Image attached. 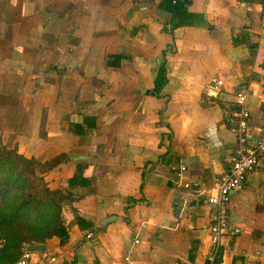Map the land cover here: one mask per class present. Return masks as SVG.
Masks as SVG:
<instances>
[{"label": "crops", "instance_id": "crops-1", "mask_svg": "<svg viewBox=\"0 0 264 264\" xmlns=\"http://www.w3.org/2000/svg\"><path fill=\"white\" fill-rule=\"evenodd\" d=\"M159 2L0 0L1 142L41 161L66 153L49 174L74 198L62 203L67 241L43 243L28 264H125L128 253L136 264L206 263L213 209L176 187L175 170L185 164V180L216 185L236 144L238 107L224 103L237 89L247 92L249 139L264 131V0H192L172 33ZM242 33L253 52L233 43ZM213 79L223 81L215 100L204 95ZM228 214L218 264H264V156Z\"/></svg>", "mask_w": 264, "mask_h": 264}, {"label": "trees", "instance_id": "trees-1", "mask_svg": "<svg viewBox=\"0 0 264 264\" xmlns=\"http://www.w3.org/2000/svg\"><path fill=\"white\" fill-rule=\"evenodd\" d=\"M250 2L253 0H243ZM192 0H160L159 6L171 14L169 28L172 31L185 24ZM234 44H244L251 52L256 45L249 41V35L242 33L232 39ZM165 51H163V54ZM123 55H110L109 66H118ZM166 80L165 59L160 64L155 79V91L159 92ZM68 161L66 153H59L46 160L25 155L17 144L11 148L0 144V264L13 263L24 250L25 244H43L57 237L62 244L68 239V230L62 223V203L74 200L69 190L50 188L41 171L53 169ZM83 165L77 164L68 179V188L81 178ZM141 190V188H140ZM141 198H130L136 202ZM77 222H81L78 218Z\"/></svg>", "mask_w": 264, "mask_h": 264}, {"label": "built area", "instance_id": "built-area-1", "mask_svg": "<svg viewBox=\"0 0 264 264\" xmlns=\"http://www.w3.org/2000/svg\"><path fill=\"white\" fill-rule=\"evenodd\" d=\"M222 79H213L204 92L205 98L219 99ZM247 92L237 89L231 93L224 105L230 110L233 106L238 109L234 112L236 124L233 132L236 138L235 148L228 165L219 176L216 185L210 189L202 188L197 183L187 181L183 178L186 169L185 164H180L175 170V185L187 192H191L197 200H202L212 207L211 222L209 224L210 248L206 256L205 264H218L221 251V239L225 231L229 229L228 202L234 192L240 191L245 183L248 173L257 165L259 159L264 156V131L251 141L249 133V113L245 108ZM236 231V230H235ZM93 232L86 234V238ZM139 240L136 238L135 243ZM31 251L23 250L21 255L11 264H28ZM125 264H136L129 253L124 257Z\"/></svg>", "mask_w": 264, "mask_h": 264}, {"label": "rangeland", "instance_id": "rangeland-1", "mask_svg": "<svg viewBox=\"0 0 264 264\" xmlns=\"http://www.w3.org/2000/svg\"><path fill=\"white\" fill-rule=\"evenodd\" d=\"M5 120H3L2 121V123L3 124H7V122H5ZM2 124V125H3ZM2 139L0 138V144H3L2 142ZM6 145V147H8V148H11L12 146H13V139H10L9 140V142L7 143V144H5ZM49 171H54V168L53 169H49V170H43V171H41V173H43V175H44V180L46 181V183H47V185L50 187V188H54V174H49L50 172ZM62 217H63V207H62ZM63 223V222H62ZM63 225H65L64 223H63ZM66 227H67V225H65ZM67 230H68V228H67ZM69 236V235H68ZM58 240V242H59V239L57 238V237H52V238H50L49 240H47V242H50V241H52V240ZM67 241V240H66ZM65 243V242H64ZM64 243H60L59 242V244L60 245H63Z\"/></svg>", "mask_w": 264, "mask_h": 264}, {"label": "water", "instance_id": "water-1", "mask_svg": "<svg viewBox=\"0 0 264 264\" xmlns=\"http://www.w3.org/2000/svg\"><path fill=\"white\" fill-rule=\"evenodd\" d=\"M116 218H118L116 215H110L105 217L104 219H102L101 221V225L103 226V228L110 222H112L113 220H115ZM103 228L101 230H103ZM96 233L98 232V230L95 231ZM24 249L25 250H29L31 252H45V245L44 244H25L24 245Z\"/></svg>", "mask_w": 264, "mask_h": 264}]
</instances>
